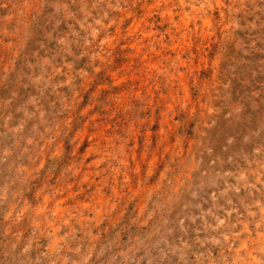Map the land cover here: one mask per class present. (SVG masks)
I'll use <instances>...</instances> for the list:
<instances>
[{"label":"rangeland","instance_id":"374dc122","mask_svg":"<svg viewBox=\"0 0 264 264\" xmlns=\"http://www.w3.org/2000/svg\"><path fill=\"white\" fill-rule=\"evenodd\" d=\"M0 264H264V0H0Z\"/></svg>","mask_w":264,"mask_h":264}]
</instances>
